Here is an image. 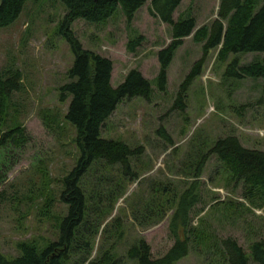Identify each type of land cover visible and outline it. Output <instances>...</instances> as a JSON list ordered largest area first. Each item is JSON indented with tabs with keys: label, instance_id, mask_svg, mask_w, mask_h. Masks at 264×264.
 <instances>
[{
	"label": "rangeland",
	"instance_id": "374dc122",
	"mask_svg": "<svg viewBox=\"0 0 264 264\" xmlns=\"http://www.w3.org/2000/svg\"><path fill=\"white\" fill-rule=\"evenodd\" d=\"M150 3L131 23L118 8L105 23L71 24L83 50L111 61L113 88L135 70L150 83L152 94L150 102L122 101L104 123L103 139L143 148V154L131 160L137 178H125L119 166L98 162L90 168L80 183L86 220L65 264L105 263L107 255L115 264H136L129 251L140 241L150 247L152 260L162 259L175 244L170 221L177 200L193 183L198 200L189 214L190 252L177 264H227L220 247L223 240L236 241L245 252L264 241L263 197L248 195L215 156L207 157L196 177L202 158L218 139L235 136L244 148L264 151V103L257 104L264 80L224 78L233 57L221 62L219 47L188 89L184 112L173 110L180 86L202 57L204 43H195L193 35L183 40L168 69L166 91L159 92L157 54L170 44L172 32L151 14ZM220 3L183 0L173 19L193 18L195 30L210 27L218 19ZM66 15L59 0L30 1L13 24L0 29V72H18L22 79L20 92L10 98L1 117V128L4 133L20 127L25 140L18 147L0 149V254L9 259L20 256V245L41 253L57 242L67 215L60 201L62 181L79 154L75 130L65 121L69 101L59 102V89L67 83L73 63L60 32ZM139 38L140 47L130 53L128 45ZM260 58L247 54L240 64L248 66ZM161 130L171 145L158 134Z\"/></svg>",
	"mask_w": 264,
	"mask_h": 264
},
{
	"label": "trees",
	"instance_id": "16d2710c",
	"mask_svg": "<svg viewBox=\"0 0 264 264\" xmlns=\"http://www.w3.org/2000/svg\"><path fill=\"white\" fill-rule=\"evenodd\" d=\"M0 29L13 24L20 16L24 5L38 0H0ZM67 11L61 23V35L66 39L73 63L67 72V83L59 89V102L69 101L65 121L75 130V146L79 157L73 170L62 181L60 201L67 207V215L59 225V236L55 243L41 253L27 244L19 246L20 256L9 259L0 254V264H65L68 254L76 240L77 232L85 222L86 198L80 187L82 178L96 163L107 167L119 166L122 174L129 180L137 178L131 170V160L143 154V148L132 149L124 143L105 140L101 136L104 123L112 116L117 106L124 100L142 98L151 99V85L138 72L131 71L117 87L111 85L113 66L111 61L82 49L71 31V24L82 20L89 24H101L113 17L120 8L128 23L148 0H59ZM151 14L172 32L170 44L157 54L159 73L157 89L165 93L167 72L183 40L193 35V41L203 44L202 57L194 64L190 73L180 86L173 110L184 112L186 93L202 69L210 53L220 47L218 59L225 63L229 57L224 78L264 80V0H221L218 19L210 27L196 29L193 18L177 22L173 14L183 0H150ZM226 23V26L224 25ZM142 38L132 41L127 49L130 53L140 47ZM258 54L260 60L241 66V56ZM21 75L16 72L4 76L0 72V149L7 145L18 147L24 143L23 129L16 127L2 132V116L7 111L10 98L21 90ZM264 103V85L258 101ZM245 110L244 107L241 111ZM158 134L170 145L171 139L163 130ZM208 156H215L235 183H242L248 195L259 194L264 198V151L244 148L235 136L218 139L208 154L199 164L196 177L200 176ZM192 184L177 200V205L170 221V231L175 237V244L159 260H152L150 247L140 241L129 251V259L136 264H177L190 252L189 214L191 207L198 200L193 194ZM222 255L227 264H264V241H259L245 252L236 241L226 239L221 242ZM107 255L105 263L111 262Z\"/></svg>",
	"mask_w": 264,
	"mask_h": 264
},
{
	"label": "water",
	"instance_id": "95a60500",
	"mask_svg": "<svg viewBox=\"0 0 264 264\" xmlns=\"http://www.w3.org/2000/svg\"><path fill=\"white\" fill-rule=\"evenodd\" d=\"M2 6V2L0 1V7Z\"/></svg>",
	"mask_w": 264,
	"mask_h": 264
}]
</instances>
